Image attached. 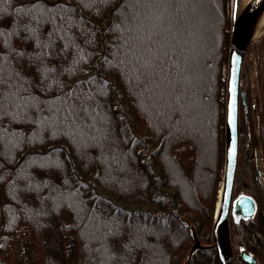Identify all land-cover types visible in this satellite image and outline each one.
<instances>
[{
	"label": "trees",
	"instance_id": "1",
	"mask_svg": "<svg viewBox=\"0 0 264 264\" xmlns=\"http://www.w3.org/2000/svg\"><path fill=\"white\" fill-rule=\"evenodd\" d=\"M234 2L0 0V264L22 231L38 264H182L181 218L212 243Z\"/></svg>",
	"mask_w": 264,
	"mask_h": 264
},
{
	"label": "water",
	"instance_id": "2",
	"mask_svg": "<svg viewBox=\"0 0 264 264\" xmlns=\"http://www.w3.org/2000/svg\"><path fill=\"white\" fill-rule=\"evenodd\" d=\"M235 0L232 16L230 40L227 56V72L225 80V112H224V165L219 197L215 208L211 228L210 244H203L197 236L194 227L185 222L192 234V244L188 249L182 264H188L192 254L197 250L214 249L218 264H236L233 257L229 229H228V203L232 192L239 151V113L240 104L245 108V94L241 86L242 65L246 51L249 50L250 59L254 54L257 42L264 36V31H258L259 17L264 8V0H249L244 6L238 8ZM234 58L236 63H233ZM235 68V75H233ZM234 88V93L230 89ZM232 104L233 123H229V105ZM235 143L234 156L230 161V151ZM245 254V253H242Z\"/></svg>",
	"mask_w": 264,
	"mask_h": 264
},
{
	"label": "flooded vegetation",
	"instance_id": "3",
	"mask_svg": "<svg viewBox=\"0 0 264 264\" xmlns=\"http://www.w3.org/2000/svg\"><path fill=\"white\" fill-rule=\"evenodd\" d=\"M256 49L259 51V45L254 52ZM247 59L251 60L248 50L243 63ZM244 77L242 72L241 79ZM244 94L245 108L240 104L239 113L237 169L228 203V229L236 264H264V138L260 132L264 116L249 115L245 90Z\"/></svg>",
	"mask_w": 264,
	"mask_h": 264
},
{
	"label": "rangeland",
	"instance_id": "4",
	"mask_svg": "<svg viewBox=\"0 0 264 264\" xmlns=\"http://www.w3.org/2000/svg\"><path fill=\"white\" fill-rule=\"evenodd\" d=\"M144 5L146 6L145 3ZM136 16L138 17L137 12H136ZM260 46L264 51V37H261ZM251 66L252 67L254 66L253 58H252ZM225 80H226V75H225ZM14 242H15L14 245L9 251V256H8L9 264H38L37 255H36L37 253H35L36 252L35 244L33 242L31 235L28 232L25 231L20 232V234L17 236Z\"/></svg>",
	"mask_w": 264,
	"mask_h": 264
},
{
	"label": "bare ground",
	"instance_id": "5",
	"mask_svg": "<svg viewBox=\"0 0 264 264\" xmlns=\"http://www.w3.org/2000/svg\"><path fill=\"white\" fill-rule=\"evenodd\" d=\"M249 0H238L237 1V5L238 8H241L242 6H244ZM259 23H258V31L256 33V35H260L263 31H264V8L261 11V15L259 17Z\"/></svg>",
	"mask_w": 264,
	"mask_h": 264
},
{
	"label": "snow or ice",
	"instance_id": "6",
	"mask_svg": "<svg viewBox=\"0 0 264 264\" xmlns=\"http://www.w3.org/2000/svg\"><path fill=\"white\" fill-rule=\"evenodd\" d=\"M233 63H236V59L234 58ZM233 75H235V68H233ZM231 92L234 93V88L230 89ZM232 104L229 105V123L232 124L233 123V117H232ZM234 152H235V143L233 142V149L230 151V161L232 159V157L234 156Z\"/></svg>",
	"mask_w": 264,
	"mask_h": 264
}]
</instances>
